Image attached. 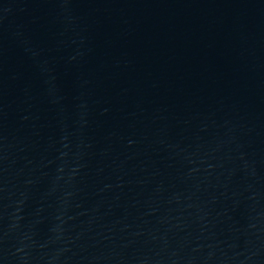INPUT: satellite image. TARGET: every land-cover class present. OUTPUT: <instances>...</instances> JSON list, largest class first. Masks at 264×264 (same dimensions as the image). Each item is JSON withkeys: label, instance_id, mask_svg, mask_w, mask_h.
I'll return each mask as SVG.
<instances>
[{"label": "water", "instance_id": "1", "mask_svg": "<svg viewBox=\"0 0 264 264\" xmlns=\"http://www.w3.org/2000/svg\"><path fill=\"white\" fill-rule=\"evenodd\" d=\"M0 264H264V0H0Z\"/></svg>", "mask_w": 264, "mask_h": 264}]
</instances>
